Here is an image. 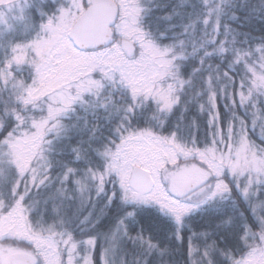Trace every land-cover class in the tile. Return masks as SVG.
<instances>
[{
	"label": "snow or ice",
	"instance_id": "1",
	"mask_svg": "<svg viewBox=\"0 0 264 264\" xmlns=\"http://www.w3.org/2000/svg\"><path fill=\"white\" fill-rule=\"evenodd\" d=\"M0 264H264V0H0Z\"/></svg>",
	"mask_w": 264,
	"mask_h": 264
}]
</instances>
